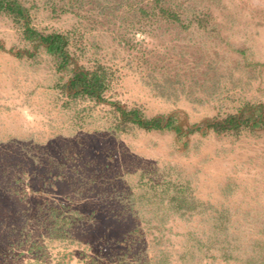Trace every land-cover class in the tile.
Returning a JSON list of instances; mask_svg holds the SVG:
<instances>
[{
    "label": "rangeland",
    "instance_id": "obj_1",
    "mask_svg": "<svg viewBox=\"0 0 264 264\" xmlns=\"http://www.w3.org/2000/svg\"><path fill=\"white\" fill-rule=\"evenodd\" d=\"M17 1L26 20L0 13V264H264V0ZM26 22L68 35L69 61ZM77 69L103 100L70 95ZM236 114L253 120L206 127Z\"/></svg>",
    "mask_w": 264,
    "mask_h": 264
},
{
    "label": "trees",
    "instance_id": "obj_2",
    "mask_svg": "<svg viewBox=\"0 0 264 264\" xmlns=\"http://www.w3.org/2000/svg\"><path fill=\"white\" fill-rule=\"evenodd\" d=\"M9 13L17 19L26 20L28 13L26 8L17 0H0V13ZM26 32L28 38L36 43L37 47H43L49 54L58 56L62 59L63 64L70 59L68 50L69 38L68 35L61 33L45 34L36 31L29 27L26 22ZM67 89L71 96H88L103 100V95L106 90L105 82L101 74L97 71H89L86 69H77L74 75L67 83ZM121 117L126 122H131L145 130H163L168 128L170 121L165 124V117L156 116L153 118H145L140 115L137 110L127 111L120 109ZM258 120H254V126L264 127V111H261L257 116ZM253 120V115L244 117L241 114L230 115L224 119H212L207 122V128L213 129L215 132H228L238 130L244 124L248 125L249 121ZM179 130L178 128H176ZM192 129L191 131H196Z\"/></svg>",
    "mask_w": 264,
    "mask_h": 264
}]
</instances>
